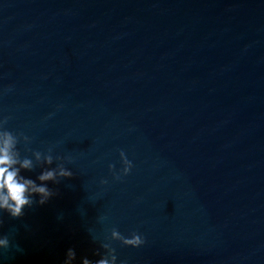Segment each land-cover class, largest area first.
Returning <instances> with one entry per match:
<instances>
[{"label": "water", "instance_id": "95a60500", "mask_svg": "<svg viewBox=\"0 0 264 264\" xmlns=\"http://www.w3.org/2000/svg\"><path fill=\"white\" fill-rule=\"evenodd\" d=\"M0 116L72 172L3 264H264V0H0Z\"/></svg>", "mask_w": 264, "mask_h": 264}, {"label": "clouds", "instance_id": "9594fccd", "mask_svg": "<svg viewBox=\"0 0 264 264\" xmlns=\"http://www.w3.org/2000/svg\"><path fill=\"white\" fill-rule=\"evenodd\" d=\"M7 121L8 117L0 116V213H7L12 218H19L24 215L25 208L31 207L34 203L44 205L55 195L48 187L49 182L56 184L61 179L70 178L72 172L66 167V162L70 163L66 157L54 156L51 149L46 152L29 149L27 145L31 143V138L22 133L8 130L6 128ZM21 143L25 145V155L23 156L18 148ZM118 155L120 169L114 170V165H108L113 180L117 181L128 175L133 167L123 150H120ZM54 161L55 167H50ZM37 167H40L41 171L35 180L21 175L22 171H32ZM100 183L103 185L107 181L102 179ZM106 239L119 241L122 245L133 248L143 246L145 243L141 234L132 232L126 238L115 228L111 229ZM8 247V236L0 235V250ZM100 248L103 251L93 253L94 256L99 257L98 259L93 260L82 256L79 258V264H127V261L118 260L115 249L109 243H101ZM76 261L75 250L68 248L62 264H76ZM0 264H3L2 260H0Z\"/></svg>", "mask_w": 264, "mask_h": 264}]
</instances>
